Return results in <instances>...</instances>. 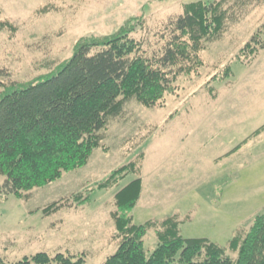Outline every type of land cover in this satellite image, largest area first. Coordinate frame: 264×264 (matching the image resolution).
Masks as SVG:
<instances>
[{
  "label": "rangeland",
  "instance_id": "rangeland-1",
  "mask_svg": "<svg viewBox=\"0 0 264 264\" xmlns=\"http://www.w3.org/2000/svg\"><path fill=\"white\" fill-rule=\"evenodd\" d=\"M187 2L0 0V69L8 73L0 79V95L6 86L55 72L80 39L109 36L126 21L143 24L133 38L152 57ZM253 37L264 41V0L248 7L221 41L208 44L202 67L182 74L157 107L128 102L102 132V146L87 166L25 199L0 201V257L18 263L39 252H60L103 264L117 248L115 196L140 177L135 224L175 217L183 238L208 239L236 260L230 241L264 213V133L252 136L264 126V51L255 60L241 54ZM130 164L135 171L119 186L99 189ZM76 196L89 198L86 205H77ZM55 203L62 209L45 215ZM158 245L149 232L147 254Z\"/></svg>",
  "mask_w": 264,
  "mask_h": 264
},
{
  "label": "trees",
  "instance_id": "trees-1",
  "mask_svg": "<svg viewBox=\"0 0 264 264\" xmlns=\"http://www.w3.org/2000/svg\"><path fill=\"white\" fill-rule=\"evenodd\" d=\"M183 1L189 2L165 27L160 50L152 57L145 54L144 44L133 38L143 24L126 21L109 36L80 39L73 56L55 72L4 88L0 95V201L11 196L25 199L33 190L87 166L93 152L102 146V132L123 114L128 102L157 107L182 74L202 67L205 47L221 41L230 25L259 0ZM262 51L264 41L253 37L241 54L255 60ZM6 75L7 71L0 69V79ZM263 133L264 126L252 136ZM134 169L130 164L115 170L99 189L119 186ZM142 191L139 177L116 194L117 248L103 264H264V213L230 241L229 249L237 253L233 260L226 249L208 239L183 238L175 217L135 224L132 213ZM88 199L76 196L75 202L83 206ZM61 209L55 203L43 213L50 216ZM151 231L159 245L148 255L145 237ZM0 264L86 262L82 255L39 252L18 263L0 257Z\"/></svg>",
  "mask_w": 264,
  "mask_h": 264
}]
</instances>
